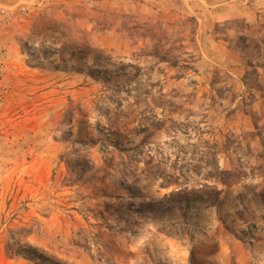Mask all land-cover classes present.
Returning a JSON list of instances; mask_svg holds the SVG:
<instances>
[{
	"label": "rangeland",
	"instance_id": "rangeland-1",
	"mask_svg": "<svg viewBox=\"0 0 264 264\" xmlns=\"http://www.w3.org/2000/svg\"><path fill=\"white\" fill-rule=\"evenodd\" d=\"M2 7L0 264H264V0Z\"/></svg>",
	"mask_w": 264,
	"mask_h": 264
},
{
	"label": "trees",
	"instance_id": "trees-1",
	"mask_svg": "<svg viewBox=\"0 0 264 264\" xmlns=\"http://www.w3.org/2000/svg\"><path fill=\"white\" fill-rule=\"evenodd\" d=\"M201 189L198 190V192H202L200 191ZM212 193V192H211ZM211 193L206 194L210 203L214 204L216 200H211L212 196L210 195ZM201 198H203L204 196H199ZM208 203V202H207ZM26 255H24L28 260L34 261V262H38V264H60L58 262H55L51 259H49L48 257L44 256L43 254L38 253L34 248H28V250L26 251Z\"/></svg>",
	"mask_w": 264,
	"mask_h": 264
},
{
	"label": "built area",
	"instance_id": "built-area-1",
	"mask_svg": "<svg viewBox=\"0 0 264 264\" xmlns=\"http://www.w3.org/2000/svg\"><path fill=\"white\" fill-rule=\"evenodd\" d=\"M9 18V9L8 8H0V24L3 23L4 20Z\"/></svg>",
	"mask_w": 264,
	"mask_h": 264
}]
</instances>
